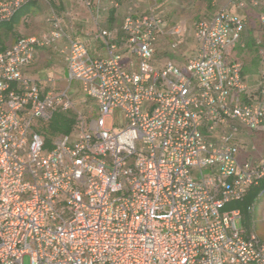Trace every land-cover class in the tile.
Segmentation results:
<instances>
[{
  "label": "built area",
  "instance_id": "obj_1",
  "mask_svg": "<svg viewBox=\"0 0 264 264\" xmlns=\"http://www.w3.org/2000/svg\"><path fill=\"white\" fill-rule=\"evenodd\" d=\"M35 1L0 0V25ZM230 3L259 10L264 30V0ZM162 24L149 14L124 19L123 49L135 61L107 30V57L69 40L68 81L81 83L97 115H79L51 148L39 122L74 99L24 70L38 46L65 35L60 20L0 48V264H264V239L240 226V208H227L264 179V160L241 162L235 141L237 124L264 125V85L244 100L233 56L248 18L222 7L197 22L198 47L184 67L158 69ZM117 111L119 126H107Z\"/></svg>",
  "mask_w": 264,
  "mask_h": 264
},
{
  "label": "crops",
  "instance_id": "obj_2",
  "mask_svg": "<svg viewBox=\"0 0 264 264\" xmlns=\"http://www.w3.org/2000/svg\"><path fill=\"white\" fill-rule=\"evenodd\" d=\"M165 0H96L95 5L87 7L79 0H37L20 8L10 22L0 27V48H6L20 37L41 36L52 28V19H59L65 35L46 46H38L33 62L24 70L31 79L39 82L44 87L48 86V80L53 79L51 85L57 91L68 89V70L64 60V48L70 39L82 42L88 48L93 57H107L110 54L106 38L101 35L103 30L111 33L109 40L118 45V50L124 54L125 60H131L133 56L123 49L125 33L123 22L128 15H155L162 19V29L158 33L154 45L152 64L161 69L169 61H173L180 67L170 51H167L166 36H178V41L184 38V28L177 24L168 28L167 17L173 13ZM172 1V0H168ZM112 2V3H111ZM208 5H216L217 10L205 13L200 19H211L219 9L227 7L230 12L248 18V24L242 33V43L233 49V56L242 63L243 79L246 89L241 93L244 100L256 98L260 86L264 85V66L262 63L264 52V30L259 20V10L249 7L241 9L230 3V0H207ZM113 3L116 5L114 6ZM170 8V10H169ZM174 14V13H173ZM184 26V25H183ZM179 28L178 34H173L174 28ZM195 37V28H194ZM12 39H14L12 41ZM197 43V40L195 38ZM261 42V43H260ZM175 43H173L174 45ZM198 47V43H197ZM166 53L160 58V52ZM240 53V56H239ZM172 57V59H170ZM168 58V59H167ZM235 141L240 147L239 159L244 161L264 160V125L251 130L241 124ZM264 181V179H262ZM261 180V181H262ZM263 194L256 199V206L262 201ZM253 231V230H251Z\"/></svg>",
  "mask_w": 264,
  "mask_h": 264
},
{
  "label": "rangeland",
  "instance_id": "obj_3",
  "mask_svg": "<svg viewBox=\"0 0 264 264\" xmlns=\"http://www.w3.org/2000/svg\"><path fill=\"white\" fill-rule=\"evenodd\" d=\"M164 2H168L167 5L170 6L171 10L173 9L174 13L173 14L171 12L170 16L167 17L168 28H171L172 26L177 24H181L184 28V39L182 41H178V36L170 37L165 35V39L167 40L166 49L167 51H170L172 54H174L175 57L173 58L180 62L179 64L184 65L187 57L190 56L193 52H196L197 50V43L194 37V28L196 27L197 22L200 20H204L200 18L204 17L205 13L217 10V6H209L207 0H165ZM1 26H3V24L0 25V27ZM13 40L14 39H12V41ZM173 43L175 44L173 45ZM165 54L166 53H163L161 51L160 58L165 57L166 59ZM170 59H172V57ZM66 86L74 99V108L69 109L67 111L57 110L53 113L52 117L48 121L39 122L40 130L44 133L46 138H50L51 145L53 139L56 136L74 133L79 115H83L85 117L89 116V119H93L97 115L95 105L83 93V91L81 90V83L79 81H68V83H66ZM56 115L59 116V120L61 118L72 120L69 133L52 132L53 122L55 123L57 121ZM114 117L115 120H112V118L106 119L107 126H113L115 128L119 126L121 122V116L118 111L115 113ZM240 226L246 228L244 224V217L240 223ZM250 226L251 230H253L260 238L264 239V196H262V201H260V203L256 206V210L254 211L251 217ZM25 264H28L27 258L25 260Z\"/></svg>",
  "mask_w": 264,
  "mask_h": 264
},
{
  "label": "trees",
  "instance_id": "obj_4",
  "mask_svg": "<svg viewBox=\"0 0 264 264\" xmlns=\"http://www.w3.org/2000/svg\"><path fill=\"white\" fill-rule=\"evenodd\" d=\"M57 115H56L57 121L55 123L53 122L52 132L53 133H69L72 120H67L65 118H61L62 120L61 119L59 120V116ZM46 147H49V148L52 147L50 138H46ZM263 193H264V181L262 180L260 181L259 185L252 186L248 190L243 200L231 202L227 205V208H240L241 209L243 217H244V224L248 232L251 231V226H250L251 217L254 213V206L256 203V199L259 197L260 194H263Z\"/></svg>",
  "mask_w": 264,
  "mask_h": 264
}]
</instances>
